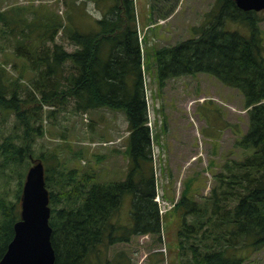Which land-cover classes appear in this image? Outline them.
<instances>
[{
	"label": "trees",
	"instance_id": "trees-1",
	"mask_svg": "<svg viewBox=\"0 0 264 264\" xmlns=\"http://www.w3.org/2000/svg\"><path fill=\"white\" fill-rule=\"evenodd\" d=\"M83 1L95 3L100 13L88 20L91 12L80 10V2L67 4L80 18L85 16L90 24L86 29L70 10L63 19L45 6L33 8L34 3L0 7V39L5 38L0 52L13 46L11 52L18 59L13 68L19 70L15 77L9 73V57L4 58L7 63H0V111L15 116L8 134H0V177L6 175L5 166L11 170L20 166L16 200L0 191V259L13 238L26 173L36 159L45 165L56 264H130L126 253L106 258V246L129 242L138 234L153 235L156 241L166 237L170 228L164 234L165 217L172 211L161 214L155 200L154 133L148 124L146 96L145 73L156 68L160 88L172 76L215 75L242 92L249 117L247 130L235 140L241 158L223 163L204 201L189 195L185 187L174 202L178 225L168 234L174 253L168 262L249 264L248 255L240 250L264 246V28L260 10L243 9L235 0H216L210 18L195 28L193 36L150 50L144 47L145 36L140 39L135 0ZM59 31L75 49L57 40ZM71 99L79 111L108 107L125 112L130 157L126 178L98 182L92 172L70 166L56 151L35 155L36 138L45 133L43 105L57 106L48 111L51 116ZM77 154L85 152L79 149ZM129 194L131 220L118 223L114 217Z\"/></svg>",
	"mask_w": 264,
	"mask_h": 264
},
{
	"label": "rangeland",
	"instance_id": "rangeland-1",
	"mask_svg": "<svg viewBox=\"0 0 264 264\" xmlns=\"http://www.w3.org/2000/svg\"><path fill=\"white\" fill-rule=\"evenodd\" d=\"M67 1L70 0H0V7L8 9L15 5L31 6L34 3L33 8L45 6L63 19L68 17L70 10L74 17L76 14L75 19L84 28L89 26L85 16L80 18L68 6ZM77 1L83 5V8L80 5V10L91 12H86L88 20L90 15L100 13L95 3ZM215 2L216 0H135L140 39L143 36L146 39L144 47L152 50L193 36L195 28L210 18L209 12ZM260 15L263 16L261 26L264 28V10H260ZM57 40L67 48L75 49L76 45L68 41L66 36L63 38L61 31L57 34ZM2 41L5 38H1L0 42ZM7 49L0 52V63H7H4V58L9 57L7 69L15 77L19 70L13 68V63L18 59L11 52L13 46ZM147 60L149 62L148 58ZM157 75L156 68L145 73L150 115L148 124L154 133L152 150L155 200L161 214L166 215V212L172 211L164 222V234L167 228H170V234L178 225V216L172 206L181 196L182 190L186 187L189 195L203 202L205 195L216 184L215 173L222 169L223 163L241 158L243 153L235 146V140L247 130L249 117L242 92L211 73L172 76L166 79L161 88ZM22 82L26 84L27 81L23 78ZM55 107L57 106L43 105L42 123L45 133L36 138L35 155L56 151L70 166L75 165L81 171L92 172L94 180L98 182L126 178L130 157L126 151L129 130L125 112L108 107L79 111L71 99L63 106H58L54 115L48 116V111ZM14 122L13 113L6 116V112L1 110L0 134H8ZM79 149H83L85 154H77ZM3 169L6 175L0 177V191L7 192L10 199L16 200L20 166L16 170H11L9 166ZM147 174L150 175L148 170ZM131 200V194L124 196L114 221L122 224L130 222ZM168 234L166 232L162 241H156L150 234L132 235L129 242L119 241L106 246L105 257L115 258L126 253L130 257V264H169L168 260L174 259V253L170 250ZM174 239L172 237V241ZM240 251L248 255L247 263L264 264V246L253 251Z\"/></svg>",
	"mask_w": 264,
	"mask_h": 264
},
{
	"label": "water",
	"instance_id": "water-1",
	"mask_svg": "<svg viewBox=\"0 0 264 264\" xmlns=\"http://www.w3.org/2000/svg\"><path fill=\"white\" fill-rule=\"evenodd\" d=\"M243 9L263 10L264 0H235ZM50 193L45 165L36 159L29 167L21 195L20 218L0 264H56L50 224Z\"/></svg>",
	"mask_w": 264,
	"mask_h": 264
}]
</instances>
